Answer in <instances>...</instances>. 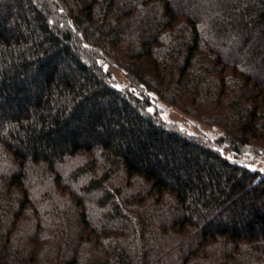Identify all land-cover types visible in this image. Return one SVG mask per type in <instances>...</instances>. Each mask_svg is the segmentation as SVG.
<instances>
[{"label": "trees", "instance_id": "1", "mask_svg": "<svg viewBox=\"0 0 264 264\" xmlns=\"http://www.w3.org/2000/svg\"><path fill=\"white\" fill-rule=\"evenodd\" d=\"M250 154L264 0H0V264H264Z\"/></svg>", "mask_w": 264, "mask_h": 264}, {"label": "rangeland", "instance_id": "2", "mask_svg": "<svg viewBox=\"0 0 264 264\" xmlns=\"http://www.w3.org/2000/svg\"><path fill=\"white\" fill-rule=\"evenodd\" d=\"M106 70H109L116 82L117 87L119 88H129L130 90L134 87L131 85L129 79L126 77L123 70L112 67L110 65H105ZM153 106L150 108L152 111H157L165 122L175 129L188 134L202 137L208 139L215 143L224 135V131L217 125L208 124L206 122L200 121L197 118L183 112L176 106H172L157 96L151 95ZM224 154L227 157H232V153ZM246 164L256 170H260L264 173V155L259 154H250L241 158Z\"/></svg>", "mask_w": 264, "mask_h": 264}]
</instances>
